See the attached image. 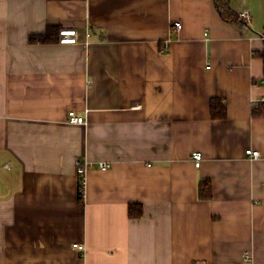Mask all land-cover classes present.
Listing matches in <instances>:
<instances>
[{"label": "crops", "instance_id": "1", "mask_svg": "<svg viewBox=\"0 0 264 264\" xmlns=\"http://www.w3.org/2000/svg\"><path fill=\"white\" fill-rule=\"evenodd\" d=\"M224 2L0 0V264H264V0Z\"/></svg>", "mask_w": 264, "mask_h": 264}, {"label": "built area", "instance_id": "2", "mask_svg": "<svg viewBox=\"0 0 264 264\" xmlns=\"http://www.w3.org/2000/svg\"><path fill=\"white\" fill-rule=\"evenodd\" d=\"M240 18H242V20H244V22H246L247 24L251 23L252 21V16L249 11L241 12ZM173 26L175 27L176 30H180L182 28V24L179 21L173 22ZM59 35H60L59 36L60 44L75 45L80 43L79 32L76 29H61L59 31ZM87 35L89 36V33ZM163 48L164 50H169L170 46L167 43L163 46ZM253 105L255 107H258L259 105L264 107V97L255 100ZM69 121L73 124L85 123L84 117L79 116L75 111L69 113ZM246 155L251 159H258L261 156V153L258 150H253L249 148L246 150ZM192 159L195 164V167L200 168L203 161V155L200 152H194L192 154ZM99 167L102 170H107L110 167V164L106 162H101ZM88 169H89V162H81V161L78 162V173L80 176L79 193L82 194V198H84L85 195L86 179H87L86 176ZM76 248H78L79 250L85 249L84 246L82 245H77ZM245 260L246 261L249 260L248 255L245 256Z\"/></svg>", "mask_w": 264, "mask_h": 264}, {"label": "trees", "instance_id": "3", "mask_svg": "<svg viewBox=\"0 0 264 264\" xmlns=\"http://www.w3.org/2000/svg\"><path fill=\"white\" fill-rule=\"evenodd\" d=\"M48 1L62 2V1H81V0H48ZM215 1H216V4H217L219 10L221 11L223 17L227 18L228 15H226V14L229 13L228 12L229 7L227 6V4L224 2V0H215ZM231 14H233V13H231ZM55 36H57L55 29L50 27V28H48V30L45 34H39V35L31 36V42H33V43H48V42L54 41ZM259 57H261L263 59V62H264V51L262 53H260ZM214 103H216V102H214ZM223 108H225V107H223ZM253 112H254L255 116H264V107L263 106L255 107L253 109ZM221 114L222 113L218 112L217 114H214V116H220ZM79 186H80V183H79ZM200 191H201V196L203 198H211L212 197V189H211L209 181H203L200 183ZM80 200H83L81 193H80Z\"/></svg>", "mask_w": 264, "mask_h": 264}]
</instances>
